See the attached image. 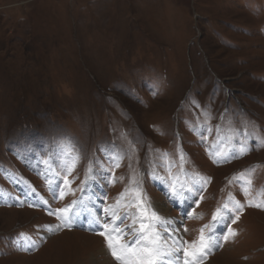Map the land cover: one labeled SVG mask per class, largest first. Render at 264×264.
Returning <instances> with one entry per match:
<instances>
[{"label":"rangeland","instance_id":"1","mask_svg":"<svg viewBox=\"0 0 264 264\" xmlns=\"http://www.w3.org/2000/svg\"><path fill=\"white\" fill-rule=\"evenodd\" d=\"M262 140L264 0H0V264H118L78 210L127 213L116 223L131 239L149 222L126 206L134 190L185 247L202 228L219 240L203 264H264V209L212 219L230 196L246 203L249 180L264 200ZM236 141L249 150L220 161ZM74 200L72 227L48 232Z\"/></svg>","mask_w":264,"mask_h":264},{"label":"snow or ice","instance_id":"2","mask_svg":"<svg viewBox=\"0 0 264 264\" xmlns=\"http://www.w3.org/2000/svg\"><path fill=\"white\" fill-rule=\"evenodd\" d=\"M240 144L239 152L233 151L231 155L228 153H217L220 157V161H226L231 158H235L237 155H243L249 150V145L247 142ZM264 145V140L259 142ZM65 173H70L75 167L77 156L72 155L70 147L65 149ZM106 159L112 167H120V161L123 159L122 155L109 154ZM183 159V157H181ZM214 161V162H220ZM103 168V165H100ZM91 171V169H89ZM95 175V173H93ZM153 179H158L161 182L165 180V177L158 176L156 173L152 174ZM65 186H69V181L67 175L63 179ZM207 183V180L200 177L199 181H193V184ZM250 185L251 181H247L245 185H242L241 192L245 197L246 203H241L239 200H235L233 197H229V203H225L222 208L216 210V214L213 215V221L223 222L225 219H231L230 214L236 213L234 219H231V223H235L239 219L238 213L241 212L245 206L255 207L264 209V200H257L255 197H250ZM171 187V192L176 197L182 196L183 192L186 191L191 193L194 191V187L182 184L181 189L178 191L177 188L169 184ZM139 188V185H136ZM200 188H195V191H199ZM74 194V193H73ZM55 196L56 194L53 193ZM60 198H63L64 192L59 193ZM47 204V201H44ZM81 201L74 200L71 204L56 209L54 212H49V215H53L59 221V223L52 228L48 227V232L59 231L62 228H71L73 224V217L79 215V213L73 211L72 209L79 205ZM140 210L139 215L143 219L148 220V223L143 221L140 223L138 229H134L131 234V239L125 240L124 237L129 235V230L121 229L119 223H123V220L127 218V213L124 216H117V212L110 209H103L105 215L104 222L101 223L99 214L88 211L86 214L89 217V229L95 231L96 229L93 225L99 227L98 235L102 236L106 242V247L110 251L111 256L118 262V264H203V261L207 256L214 250L220 247L219 240L213 236H205L204 228L200 229V236L197 242L189 244L185 247V243L181 240L175 239L169 232L168 229L171 228L173 221L169 219H162L157 215L156 212L148 213L147 207L144 205L143 194L139 191L134 190V199L130 202L127 207H131L132 204ZM231 204V207L229 206ZM29 207L34 205L29 204ZM117 207H119V201L117 202ZM109 217L112 222L109 223ZM119 223H116V221ZM208 227V226H205ZM157 228H163L164 231H156ZM175 232V229L172 230ZM236 233L228 228L227 235L223 236V240L227 241L230 237L235 236ZM171 239L172 243L167 244V241ZM42 242V241H41ZM167 245V246H166ZM37 242L32 240L30 237L25 238V244L22 246L23 251H32L37 247Z\"/></svg>","mask_w":264,"mask_h":264},{"label":"bare ground","instance_id":"3","mask_svg":"<svg viewBox=\"0 0 264 264\" xmlns=\"http://www.w3.org/2000/svg\"><path fill=\"white\" fill-rule=\"evenodd\" d=\"M162 209H164V210H167V208H162ZM78 212L82 215V214H86V211L84 210V208H81V209H79L78 210ZM78 217V216H77ZM87 218V217H86ZM88 222V221H87ZM74 231V230H73ZM77 231V230H76ZM76 231H74V232H76ZM84 233V232H83ZM67 234H70V233H65L63 236L65 237ZM90 234V233H89ZM89 234H84V236H87V237H91V238H93V239H97V238H95L94 237V235L93 236H91V235H89ZM66 239V238H65ZM104 254L107 256V254H108V252L105 250L104 251ZM216 257H220V255H215ZM219 257L217 258V260H219Z\"/></svg>","mask_w":264,"mask_h":264}]
</instances>
